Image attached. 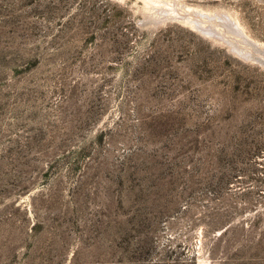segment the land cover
Wrapping results in <instances>:
<instances>
[{
  "label": "rangeland",
  "instance_id": "374dc122",
  "mask_svg": "<svg viewBox=\"0 0 264 264\" xmlns=\"http://www.w3.org/2000/svg\"><path fill=\"white\" fill-rule=\"evenodd\" d=\"M105 1L0 0V264H264V0Z\"/></svg>",
  "mask_w": 264,
  "mask_h": 264
},
{
  "label": "trees",
  "instance_id": "16d2710c",
  "mask_svg": "<svg viewBox=\"0 0 264 264\" xmlns=\"http://www.w3.org/2000/svg\"><path fill=\"white\" fill-rule=\"evenodd\" d=\"M98 2H101V4L103 5H107L108 2L105 0H92L91 3V13L93 15V17H97L98 13L99 14H105L106 18L104 19V24L106 26V23L111 19V16H114V14H111V12L109 11V9L105 8V7H100L99 5H97ZM264 90V88H263Z\"/></svg>",
  "mask_w": 264,
  "mask_h": 264
},
{
  "label": "bare ground",
  "instance_id": "6f19581e",
  "mask_svg": "<svg viewBox=\"0 0 264 264\" xmlns=\"http://www.w3.org/2000/svg\"><path fill=\"white\" fill-rule=\"evenodd\" d=\"M152 1H154V0H152ZM162 10H163V9H162ZM155 12H156V11H155ZM195 14H196V12H195ZM209 14H210V13H209ZM199 23H200V22H199ZM234 23H235V22H234ZM197 25H198V24H197ZM206 25H207V24H206ZM234 26H235V30H236V32L240 33L241 30L239 31V29H240L239 25H238L237 23H235ZM201 27H202V26H201ZM201 27H200V28H201ZM207 27H208V26H207ZM202 29H203V28H202ZM233 29H234V28H233ZM204 30H205V28H204ZM207 30H208V29H207ZM211 30H212V29L208 30V32H209V33H212ZM202 31H203V30H202ZM241 34H243V33H241ZM222 36H223V35H222ZM226 39H227V38H226ZM227 41H228V40H227ZM230 45H232V44H230ZM236 49L238 50L239 47H236ZM239 50H240V49H239ZM239 50H238V51H239Z\"/></svg>",
  "mask_w": 264,
  "mask_h": 264
}]
</instances>
